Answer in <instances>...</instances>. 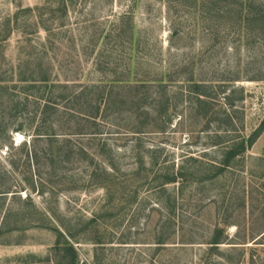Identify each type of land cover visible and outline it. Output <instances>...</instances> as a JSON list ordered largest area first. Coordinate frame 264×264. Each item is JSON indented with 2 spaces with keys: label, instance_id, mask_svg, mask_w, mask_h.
I'll list each match as a JSON object with an SVG mask.
<instances>
[{
  "label": "rangeland",
  "instance_id": "rangeland-1",
  "mask_svg": "<svg viewBox=\"0 0 264 264\" xmlns=\"http://www.w3.org/2000/svg\"><path fill=\"white\" fill-rule=\"evenodd\" d=\"M182 4L174 6L166 0H0V86L13 89L12 97L0 89L2 106L10 104V98L26 101L31 111L48 100L45 93L41 97L42 91L28 89L19 80L28 52L33 64L40 63L47 70L51 81L67 86L69 80L81 87L130 72L133 78L144 72L152 78L171 64L180 65L185 76L193 71L203 79L229 70L238 76L235 86L242 89L235 94L241 98L236 100L239 112L232 114L235 131L222 130L219 106L201 118L186 108L184 99L180 103L177 94H187L188 88L179 83H168L164 90L168 98L174 96L170 108L176 109L172 108L163 129L159 130L155 113L148 119L144 114L139 117L150 119L147 131L139 134L141 151L147 156L148 149L157 150L151 158L158 156V165L150 176L162 171L167 162L189 170L192 160L185 161L189 157L197 160L198 176H204L206 165L219 164L229 139L250 134L264 118V80H245L251 51L245 40L232 49L237 38L228 34L227 23L218 25L208 17L199 0H182ZM26 114L19 119L22 131L10 135L16 145L33 137L34 125H29L31 117ZM129 121L127 115H119L117 126L105 125L95 140L106 142L103 158H117V175L125 182L111 200L101 186L84 183L88 180L82 163L49 167L40 161L11 172L8 181L16 195L0 197V264H70L69 249L57 235L62 233L69 243V224L77 234L74 242L70 240L76 250L74 264H202L197 259L214 225L223 219L224 235L231 243L221 244L225 258L208 262L227 264L226 257H232L230 264H247L246 255L227 250L238 245L236 249L248 252L247 246L264 228V130L219 175L211 180L195 179L193 185L185 183L176 211L167 216L164 200L157 201L145 188L133 192L130 153L136 134L128 132ZM5 152L0 149L1 174L8 169L10 154ZM9 209L12 213L2 226ZM168 217L177 221L171 228L164 226ZM236 231L237 240L233 238ZM258 240L264 243V237ZM238 242L244 244H232ZM260 246L264 244L258 247L264 255Z\"/></svg>",
  "mask_w": 264,
  "mask_h": 264
},
{
  "label": "trees",
  "instance_id": "trees-1",
  "mask_svg": "<svg viewBox=\"0 0 264 264\" xmlns=\"http://www.w3.org/2000/svg\"><path fill=\"white\" fill-rule=\"evenodd\" d=\"M173 5H183L182 0H166ZM188 0H186L187 2ZM202 2L205 13L208 17L217 21L227 23L228 34L231 32L237 38L232 49L239 48L240 41L245 40V46L251 53L247 56V68L245 80L263 81L264 80V0H199ZM195 2V1H194ZM220 32V29L218 30ZM31 34L32 32H25ZM27 40V39H26ZM34 48V47H29ZM261 54V55H258ZM32 53L25 54L23 65L20 67V81L26 82V88H37L42 91L41 97L48 96L44 104H38L36 108L28 111V103L10 99V104L2 106L0 102V149H5L4 155L7 157L8 169L0 173V197L7 195L15 196L16 190H12V184L9 183V176L13 170L21 166L42 164L53 167L57 163L73 162L82 163L88 182L84 183L91 186H101L105 189L107 198L112 199V193H116L118 186L124 188L125 182L117 175L119 171L116 159L103 158L106 153V142L96 143L95 140L100 135L101 129L105 126H117L116 120L119 115H127L130 126L128 132L135 136L131 145V158L133 167L130 175L134 176L133 192L137 193L141 188H145L149 193L156 197V200H164V209L167 216L176 211V203L179 196L183 193L185 183H195V179L205 178L211 180L219 175L225 167L229 166L230 161L238 154L251 147L261 132L264 130V118L260 124L250 134L241 136L238 140L229 139V144L224 145L221 152V159L218 165L210 163L206 165L204 176H198L201 170L195 168L197 162L194 158H188L185 161L192 160L189 170L184 171L183 165L177 166L174 162L164 164V169L156 171L150 176L149 172L157 163V157H152L153 148L148 149L147 156L141 151V140L139 134L147 131L148 122L139 119L141 114L148 119V116L155 113L160 123V129H163L164 123L170 121L171 113L176 107L170 108V100L174 96L167 97L165 88L168 83H179V87H187V94L179 92L177 96L180 103L183 99L187 103L189 110H195L201 118H207L213 112L215 106H219L223 113L222 130L229 133L235 131V120L232 114L239 112L236 106L235 94L241 93L242 89L235 86L238 76L231 75L233 72L224 70L213 73L208 78H198L192 71L189 76H185L180 65L167 66L152 78L145 74L140 77L133 74L120 73L119 77L110 80H98L89 82L79 87L74 81L69 80V85L56 83L49 79L47 70L41 67L40 63H35ZM262 59V60H260ZM31 64L34 66L31 67ZM262 64V66H261ZM184 74V77L182 76ZM23 75V76H22ZM198 78V79H197ZM178 79V80H177ZM108 81V82H105ZM177 81V82H175ZM107 83L110 85L107 86ZM155 88L153 91L152 89ZM6 96H13L12 87H1ZM56 91V92H55ZM1 93V92H0ZM55 93V94H54ZM154 93V94H152ZM44 96V97H45ZM40 101L42 98L38 97ZM177 106V105H176ZM171 109V111H169ZM29 115L33 126V137L31 140L21 142L19 145L10 140L12 132H20L23 129L20 115ZM217 113V112H216ZM137 122H133L134 120ZM161 119L163 121H161ZM18 121V124H15ZM128 123V124H129ZM150 124V123H149ZM41 143V144H40ZM99 145L95 148L96 145ZM16 146V147H15ZM16 149V150H15ZM9 150V152H7ZM109 151V149H108ZM17 154H24V157ZM26 163V164H23ZM160 165V164H159ZM212 170H215L213 173ZM199 179V180H200ZM88 183V184H87ZM124 183V184H122ZM194 187V186H193ZM29 195H26L28 197ZM29 200V199H27ZM241 205H245L244 203ZM233 207V206H232ZM234 209V208H233ZM19 213L20 210H15ZM12 210L5 214L2 226H5L7 218ZM252 215V212H250ZM264 215V212L263 214ZM174 217V216H173ZM173 217H168L164 226L171 228L177 223ZM258 218V217H256ZM255 218V219H256ZM223 219L214 225L207 242L206 247L198 257V262L210 264L211 258H225L221 244H228V235H224L222 224H226ZM182 222V220H181ZM58 237L62 238L65 247L69 249L71 257L70 264H74L76 250L71 243L76 238L73 227L69 224V243L63 237L62 233L57 232ZM238 231L233 234L234 239H238ZM259 238L264 237V228L258 234ZM256 238V237H255ZM253 238L250 245L247 246L248 252L236 249L238 245L229 246V252L238 253V255L247 256V264H264V255L260 253L259 238ZM193 241V238L190 239ZM161 243V242H158ZM232 244H244L241 242ZM193 242H188V247H193ZM262 249L264 250L263 246ZM231 250V251H230ZM227 264L232 263V257H226Z\"/></svg>",
  "mask_w": 264,
  "mask_h": 264
}]
</instances>
